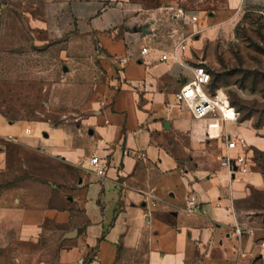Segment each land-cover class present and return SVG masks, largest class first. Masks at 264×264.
Wrapping results in <instances>:
<instances>
[{
	"label": "crops",
	"instance_id": "0c3cea01",
	"mask_svg": "<svg viewBox=\"0 0 264 264\" xmlns=\"http://www.w3.org/2000/svg\"><path fill=\"white\" fill-rule=\"evenodd\" d=\"M46 2L44 17L34 22L43 35L96 41L101 51L110 77L103 91L106 99L113 97L90 121L89 149L105 160L107 173L87 171V150H71L65 158L78 171L77 185L64 195L67 206L25 208L0 194V246L11 244L12 233L23 249L17 264L27 258L34 264H249L260 252L258 233L237 237L234 231L256 230L245 217L254 211L248 206L253 191L264 190V176L252 160L253 148L264 152V138L247 125L213 116L194 119L175 94L197 65L189 51L186 67L160 59L184 36L200 41L207 29L233 26L247 11H264V0ZM142 46L151 49L149 55L140 56ZM23 134L20 124L0 120L1 137ZM228 136L246 140L252 161L247 174L231 178L220 167ZM6 163L0 149V183ZM189 201L197 204L192 211ZM48 224L62 232L54 262L24 246L47 238Z\"/></svg>",
	"mask_w": 264,
	"mask_h": 264
},
{
	"label": "rangeland",
	"instance_id": "374dc122",
	"mask_svg": "<svg viewBox=\"0 0 264 264\" xmlns=\"http://www.w3.org/2000/svg\"><path fill=\"white\" fill-rule=\"evenodd\" d=\"M47 8L46 0H0V120L24 131L21 138L0 136L7 156L0 194L25 208L67 206L64 195L77 185L78 170L65 155L82 149L88 152L85 160L92 155L90 121L113 97L106 99L103 91L110 77L96 41H55L34 26ZM199 40L190 41L193 64L205 66L213 85L230 92V104L240 114L234 125H247L264 138V11H247L233 26L203 31ZM252 160L264 173V152L253 148ZM248 206L254 211L245 217L247 227L257 230L259 245L264 190L253 191ZM74 216L82 218L79 212ZM45 233L49 236L38 244L24 246L42 250L44 259L54 262L62 232L48 224ZM8 237L11 244L0 246V264H17L23 249L12 233ZM263 257L264 251H257L249 264H264ZM34 262L27 258L23 264Z\"/></svg>",
	"mask_w": 264,
	"mask_h": 264
},
{
	"label": "built area",
	"instance_id": "2783aa9c",
	"mask_svg": "<svg viewBox=\"0 0 264 264\" xmlns=\"http://www.w3.org/2000/svg\"><path fill=\"white\" fill-rule=\"evenodd\" d=\"M179 15L184 17V13L180 10ZM191 22L196 23L198 21L197 16L190 17ZM184 36L173 47L170 53H165L161 57V62H173L186 67L184 57L189 51V39L193 38ZM151 49L148 46H142L140 50V56L145 57L149 55ZM141 60V59H139ZM125 59L121 60L123 63ZM212 75L208 69L202 64L193 67V78L187 82L181 89L175 94V99L178 105L186 106L192 113L194 119L202 120L209 116H213L226 123H238L240 114L230 104L229 95L225 93L223 89H211ZM28 133H31L29 130ZM248 145L243 137H225V151L219 156L220 167L228 170L231 178L235 177V174H247L249 172L251 160L248 157ZM87 171L94 173L98 177H104L107 173V163L96 153H93L86 160ZM190 210L195 209L197 204L194 201L188 203ZM237 237L244 235L254 236L255 231L253 229H243L236 227L234 231ZM257 247L264 251V241ZM241 257L247 258V253H242ZM96 260V259H95ZM79 264H85L83 260L79 261Z\"/></svg>",
	"mask_w": 264,
	"mask_h": 264
},
{
	"label": "trees",
	"instance_id": "16d2710c",
	"mask_svg": "<svg viewBox=\"0 0 264 264\" xmlns=\"http://www.w3.org/2000/svg\"><path fill=\"white\" fill-rule=\"evenodd\" d=\"M209 71V70H208ZM210 72V71H209ZM211 73V72H210ZM212 75V74H211ZM211 89L212 90H216V89H219L218 87H215L214 85H213V78H212V84H211ZM228 95H229V98H230V92L228 91ZM263 175H264V173H262Z\"/></svg>",
	"mask_w": 264,
	"mask_h": 264
},
{
	"label": "water",
	"instance_id": "95a60500",
	"mask_svg": "<svg viewBox=\"0 0 264 264\" xmlns=\"http://www.w3.org/2000/svg\"><path fill=\"white\" fill-rule=\"evenodd\" d=\"M144 34H146V33H144Z\"/></svg>",
	"mask_w": 264,
	"mask_h": 264
}]
</instances>
